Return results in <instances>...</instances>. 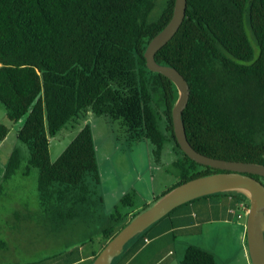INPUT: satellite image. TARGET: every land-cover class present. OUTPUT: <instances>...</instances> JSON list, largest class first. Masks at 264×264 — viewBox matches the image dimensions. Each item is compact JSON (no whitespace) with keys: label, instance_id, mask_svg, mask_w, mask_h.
<instances>
[{"label":"trees","instance_id":"obj_1","mask_svg":"<svg viewBox=\"0 0 264 264\" xmlns=\"http://www.w3.org/2000/svg\"><path fill=\"white\" fill-rule=\"evenodd\" d=\"M176 0H0V101L10 122L24 118L17 136L29 148L28 168L39 169L42 210L62 225L82 221L97 226L104 245L163 193L191 178L222 169L192 159L178 144L172 108L175 83L150 70L144 55L149 41L171 19ZM176 66L191 93L183 112L186 132L199 151L218 158L264 163V0H187L176 34L156 53ZM159 94L162 104L155 103ZM88 111L118 123V138L149 139L157 159L171 140L178 157L177 183L135 210L136 192H125L104 212L101 172L90 122L56 159L50 139ZM161 122L164 128H161ZM10 130L0 120V142ZM15 148L5 171L20 167ZM258 178L264 176L255 175ZM264 181V179H262ZM231 195L238 205L249 199ZM124 206L130 210L123 211ZM131 238L126 251L136 237ZM92 238V237H91ZM8 242L0 237V250ZM0 264H36L3 262ZM181 264H216L215 254L196 244L185 248Z\"/></svg>","mask_w":264,"mask_h":264},{"label":"rangeland","instance_id":"obj_2","mask_svg":"<svg viewBox=\"0 0 264 264\" xmlns=\"http://www.w3.org/2000/svg\"><path fill=\"white\" fill-rule=\"evenodd\" d=\"M155 103L162 104L159 94L155 95ZM3 110L4 105L0 101V117L5 114L2 113ZM4 121L9 127L19 128L24 118L12 123L5 116ZM86 122L92 123L94 127L102 178L100 189L107 193L108 210L114 209L123 192L131 190L136 192L134 207L141 210L153 192L160 195L180 179L179 168L174 164L179 154L173 141L165 142L161 158L157 159L153 151L154 145L149 139L128 140L126 134L118 138V123L95 113L78 118L51 137L52 159L60 155ZM160 126L165 127L163 122ZM171 145L174 147L173 150ZM14 148L19 150L21 165L10 179H1ZM29 155L27 144L16 137L14 131L8 141L0 145V237L8 242L6 249L0 252V256L3 255L0 260L3 262L46 263L69 249L83 247V243L86 246L90 239L75 233L68 234L66 238L67 231L59 229V223L49 218L42 210L37 187L39 169L34 166L28 168ZM129 208L130 206H124L123 211ZM241 211L243 213V206ZM212 226H216L215 223L202 222L201 227L204 231L202 239L204 241L219 239L223 243L221 250H214L217 264H244L243 253L238 251L237 242L233 244L237 237L235 239L233 233L228 230L221 237L219 230ZM177 236L176 250L180 254L184 241L192 239V234L177 231ZM196 237L202 241L198 235ZM183 256L184 253L180 258Z\"/></svg>","mask_w":264,"mask_h":264},{"label":"water","instance_id":"obj_3","mask_svg":"<svg viewBox=\"0 0 264 264\" xmlns=\"http://www.w3.org/2000/svg\"><path fill=\"white\" fill-rule=\"evenodd\" d=\"M187 0H176L168 23L149 41L145 49L150 70L167 75L178 89V98L172 108L174 131L178 144L192 159L221 171L200 175L181 182L154 200L124 225L99 251L91 264H111L120 255L125 244L135 235L163 217L178 205L194 198L224 191H239L249 199L246 218L247 244L252 264H264V163L218 158L197 150L189 141L183 119L191 88L188 79L174 65L160 63L157 51L178 31L186 15Z\"/></svg>","mask_w":264,"mask_h":264},{"label":"crops","instance_id":"obj_4","mask_svg":"<svg viewBox=\"0 0 264 264\" xmlns=\"http://www.w3.org/2000/svg\"><path fill=\"white\" fill-rule=\"evenodd\" d=\"M2 113L5 114L0 117V120L5 122V116L8 118L5 105ZM92 113V111L87 112L89 115H92ZM92 128L94 134L93 125ZM17 130L18 128L16 127H10L7 136L0 142V145L8 141L12 131L15 132L17 137ZM94 139L96 143L95 135ZM96 149H98L97 143ZM171 149H174L172 145ZM1 179H5V176L2 175ZM101 190L105 198L103 209L104 212L108 213L110 210L106 207L107 193L104 189ZM125 192H123V194ZM156 196V193L153 192L152 197L147 198L146 202H152ZM134 209L136 210L135 207ZM240 212V205L234 202L231 195L224 194L193 200L178 208L171 216L154 222L146 228L142 238L136 237L130 242L126 251L118 258L117 264H181L182 259L180 256H182L185 248L189 244L200 245L212 251L216 256L214 250H221L223 243L220 242L219 239L204 241L202 239L204 233L203 227H201L202 222L215 223L216 226L212 227L219 230L221 237L227 230L233 233L234 238L236 239L237 237L236 240H233V244L235 245L237 242L238 251L243 253L244 264H252L247 244L246 219L237 216ZM59 229L67 231L66 238H68V234L75 233L82 237H89V242H87L86 246H84L85 243H83V247L69 249L64 253H60L49 262H36V264H87L91 260L93 252L101 245V235L97 232V226L95 224H89L79 220L59 225ZM177 231H184L187 234H192V239L184 241L185 244L182 247L183 251L180 254L176 250V241L178 240ZM196 235H198L202 241L197 240ZM146 238H148V240H146ZM1 251L4 250H0V252Z\"/></svg>","mask_w":264,"mask_h":264},{"label":"built area","instance_id":"obj_5","mask_svg":"<svg viewBox=\"0 0 264 264\" xmlns=\"http://www.w3.org/2000/svg\"><path fill=\"white\" fill-rule=\"evenodd\" d=\"M240 207H244V211L242 213V211L237 215L238 217H242L243 219L247 218V213H248V209H249V206L244 202V201H241L239 203ZM146 240H148V238H146Z\"/></svg>","mask_w":264,"mask_h":264},{"label":"flooded vegetation","instance_id":"obj_6","mask_svg":"<svg viewBox=\"0 0 264 264\" xmlns=\"http://www.w3.org/2000/svg\"><path fill=\"white\" fill-rule=\"evenodd\" d=\"M262 179H264V178H262Z\"/></svg>","mask_w":264,"mask_h":264}]
</instances>
